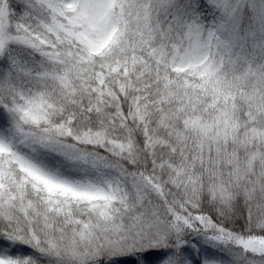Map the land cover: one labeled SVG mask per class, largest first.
I'll return each mask as SVG.
<instances>
[{
  "label": "snow or ice",
  "instance_id": "obj_1",
  "mask_svg": "<svg viewBox=\"0 0 264 264\" xmlns=\"http://www.w3.org/2000/svg\"><path fill=\"white\" fill-rule=\"evenodd\" d=\"M0 264H264V0H0Z\"/></svg>",
  "mask_w": 264,
  "mask_h": 264
}]
</instances>
